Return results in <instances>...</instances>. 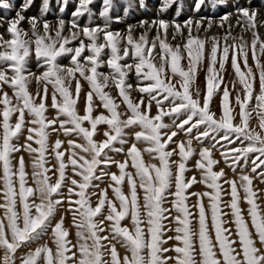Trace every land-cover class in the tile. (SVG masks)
I'll list each match as a JSON object with an SVG mask.
<instances>
[{"label": "snow or ice", "instance_id": "snow-or-ice-1", "mask_svg": "<svg viewBox=\"0 0 264 264\" xmlns=\"http://www.w3.org/2000/svg\"><path fill=\"white\" fill-rule=\"evenodd\" d=\"M33 3L25 0L8 20L10 39L0 35V64H6L0 68V264H264V210L252 178L243 174L249 162L253 173L264 164V24L257 22L258 11L235 7L238 26L251 32L249 42L232 35V13L219 18L223 36H201L213 28L203 17L141 21V35L131 24L122 34L112 25L128 18L132 0H120L124 15L115 18L114 0H102L100 24L90 8L94 0H79L68 35L64 19L53 30L36 17L29 33L19 26ZM49 3L43 0L42 16ZM174 3L162 0L160 11ZM226 3L213 0V8ZM14 8L12 0H0V9ZM140 8L147 10L145 0ZM170 29L182 43L168 42ZM229 67L234 81L227 79ZM253 113L261 131L251 127ZM60 134L66 140H52ZM214 149L233 173L241 172L239 183L214 170ZM120 154L123 161L115 159ZM195 171L199 179L188 176ZM105 178L111 183L100 189ZM196 184L206 191L191 192ZM62 212L71 214L76 243ZM170 241L175 244L166 247ZM117 246L127 254L121 257Z\"/></svg>", "mask_w": 264, "mask_h": 264}, {"label": "rangeland", "instance_id": "rangeland-1", "mask_svg": "<svg viewBox=\"0 0 264 264\" xmlns=\"http://www.w3.org/2000/svg\"><path fill=\"white\" fill-rule=\"evenodd\" d=\"M12 2L15 4V8L9 12L7 10H2L0 9V35L3 36V38L5 40L10 39V35L7 33V26H8V20L11 18L15 17V12L20 10V5L22 3L25 2V0H12ZM132 3L134 4V8L132 9V11L130 12L129 16L127 19H124L123 22L120 23H114L112 25V28L114 30H119L122 34L126 32L128 25H137L134 28V35L135 36H139L142 34V32L144 31V29L140 28L139 22L141 21H147L149 24L154 20V19H164L166 21H176L179 23H184L186 21H188L189 19L193 20L194 22L196 20H199L201 17L204 18V23L205 25L207 24L208 19H211L213 22V28L211 29L210 32L205 33V32H201V36L204 35H217V36H223L225 34L226 28H221L219 26H217L219 24V18L224 15L225 13H232L230 20L228 21V23H230L233 27H232V35L239 37V36H244V38L246 40H248L249 42L252 39V35L251 32H247L245 33L243 31V25L242 23L238 26L237 22L239 17L237 16V14L235 13V7H239V6H243V7H247L250 8L251 10H257L258 11V16H257V22L264 24V0H239V3L237 4V0H227L226 6L224 5H219L217 4L215 9L213 8V0H203V3H200V0H175V3L167 10V12H161L160 8L162 6V0H145V4H146V8L147 10L141 9L140 8V0H132ZM43 4V0H34V3L32 4V6L27 10L22 12V15L25 16V20L21 23V25L19 26L22 30L27 31L30 33L31 28H30V24H29V20L32 17H36L41 24L43 23V21L46 19L50 22V25L53 27V30L55 29L56 24L58 23L59 19H64L66 22V27H65V31H64V35H68L69 33V22L71 19H73V13L77 10L78 4H79V0H67V2L65 3V0H50L49 3V11L44 14L43 16L41 15V7ZM197 5H199V8H197ZM64 8V11L61 12V8ZM90 8L92 9L93 13H94V20L97 24L102 23L99 17V13L101 11L102 8V0H94V3L92 5H90ZM177 13H179V15H177ZM111 15L115 18V17H123L124 15V11H123V5L120 3V0H114V9L112 10ZM82 18V22H83ZM240 29V30H239ZM239 30V32H238ZM170 35L168 38V42L170 44H179L182 43V40L180 39V37H177L175 40L172 39L171 37V32L172 29L169 30ZM259 33L260 36L262 38H264V27H260L259 28ZM54 34V31H53ZM238 35V36H237ZM151 37L155 36V30H153L150 33ZM185 38H186V32H185ZM78 45V41L75 42ZM229 43H232L231 40H229ZM68 47V46H66ZM2 50V49H0ZM83 55H88L87 52H85ZM106 59V56L104 57ZM262 62H264V58H262ZM35 57L33 56L31 58V66L35 69ZM61 63L64 64L65 66L68 65V60L64 59L61 60ZM249 65L253 67L254 71H255V65L254 62L251 59V56L249 57ZM6 64H0V68L5 67ZM102 71H104L105 73H107L109 70L107 68L102 69ZM233 73L232 69L229 67L228 68V76L229 77V73ZM67 74V73H66ZM234 75V73H233ZM202 81L204 80V76L203 74L201 75ZM86 89H87V85H85ZM36 90V85L33 84L32 85V91L35 92ZM108 91H110L113 96L116 95V91L114 89H109ZM240 91V86L237 83L236 84V88L235 90L231 93V97H232V102L233 104L235 103L234 101V97L236 95V92ZM255 91L256 94L259 93V81H258V74H257V80L255 83ZM11 94V93H10ZM138 95L137 93L133 94ZM217 103H219L220 101V97H217ZM50 103V101H49ZM214 111L216 112H220V109L218 107L213 108ZM237 112L239 111L238 106L235 109ZM154 109H153V113H154ZM53 113L50 112L49 115H52ZM235 123H240L239 119H237L235 121ZM259 124V118L255 115V113H253V118L251 120V127L257 131H261V129H259L258 127ZM104 131V128H101V132ZM61 139L66 140V138L60 134L59 137H57L56 135L52 136V140L54 141L55 139ZM97 140H103L104 137L101 136H97L96 137ZM180 139L183 140L185 139V137L183 135L180 136ZM21 143H23V140L21 141ZM65 147H67V145H64ZM140 148L145 147V145L141 144L139 145ZM193 147L199 151L200 150V145L197 144L195 141H193ZM19 155H24L25 160H29L30 158L27 156L26 153H19L17 154ZM255 157V154H253V158ZM124 155L120 154V155H116L115 159L119 160V161H123L124 160ZM213 158L218 162V166H214V170L215 171H222L224 173L227 174V179L229 180H236L237 183H239V176L241 174V172L238 170L237 172L233 173V171L230 170L229 166L227 164H225L223 156L221 154V152L219 150H213ZM144 159L146 162H150V163H155L156 161L154 160H150V158L147 155H144ZM176 159H178V157H176ZM195 159L193 158L192 160V164L194 165L195 163ZM53 163H55V161H52ZM259 163V161H257ZM191 166V165H190ZM251 162H249L248 165H245L244 168V172L243 174H247L249 175L252 180H253V189L256 191L257 193V203L260 205L261 209L264 210V175H261L262 172H264V164H261L260 168H257L256 173H253L251 171ZM111 172L116 173L118 171L117 167L113 166L111 167ZM29 173L31 172V168L29 167L28 169ZM69 174L71 175V172H69ZM188 176H196L197 179H199V172L195 171V172H189ZM53 179H55V177H53ZM111 183V181L108 178H105L104 181L102 183H100V189H104L108 186V184ZM225 187H228L227 185H225ZM125 191H127V189H125ZM191 192H204L206 191V188L204 185L202 184H196L194 187H192L190 189ZM108 195L111 196V190H109ZM241 195V209L242 212L245 214V219L248 220L249 224H250V218L247 216V204L246 201L244 200V196H243V191L241 190L240 192ZM229 197H225V199L227 200ZM96 197H93V204L96 203ZM196 201V197H191L189 203H195ZM205 203L207 204V200L205 199ZM65 208H67V205H65ZM61 215H65L66 216V222H65V227L68 228L69 232H70V236L69 239L72 241V243H76L77 241V237L75 235V228L72 227V221H71V214L70 213H65L62 212ZM173 215H175V213L173 212ZM57 219H59V216L57 217ZM228 227L230 229H232L234 231V225L233 224H229ZM254 231V230H253ZM168 235H174V233H168ZM43 242V241H42ZM175 244V241H170L168 245H166V247L171 248L173 245ZM49 246L54 248V245H52L49 242ZM118 247V251L121 257H123L124 255H126L127 253L125 252L124 249L119 248ZM166 255L169 256H174L175 253L174 252H169Z\"/></svg>", "mask_w": 264, "mask_h": 264}, {"label": "bare ground", "instance_id": "bare-ground-1", "mask_svg": "<svg viewBox=\"0 0 264 264\" xmlns=\"http://www.w3.org/2000/svg\"><path fill=\"white\" fill-rule=\"evenodd\" d=\"M239 30H238V32H239ZM227 79H228V81H234L236 79V77H235V75H233V73L230 72L229 77H227ZM201 81H202V78H201ZM85 90H87L86 87H85ZM154 111H156V110L154 109Z\"/></svg>", "mask_w": 264, "mask_h": 264}]
</instances>
